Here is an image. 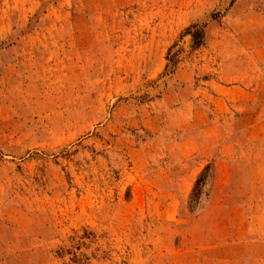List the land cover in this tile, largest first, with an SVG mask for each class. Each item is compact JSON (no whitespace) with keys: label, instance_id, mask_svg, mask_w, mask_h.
<instances>
[{"label":"rangeland","instance_id":"374dc122","mask_svg":"<svg viewBox=\"0 0 264 264\" xmlns=\"http://www.w3.org/2000/svg\"><path fill=\"white\" fill-rule=\"evenodd\" d=\"M0 264H264V0H0Z\"/></svg>","mask_w":264,"mask_h":264}]
</instances>
